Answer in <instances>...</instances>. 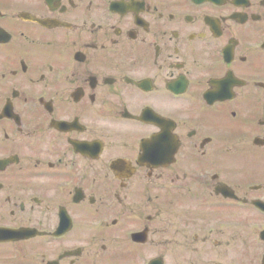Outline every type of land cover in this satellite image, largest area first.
<instances>
[{
    "label": "flooded vegetation",
    "instance_id": "obj_1",
    "mask_svg": "<svg viewBox=\"0 0 264 264\" xmlns=\"http://www.w3.org/2000/svg\"><path fill=\"white\" fill-rule=\"evenodd\" d=\"M0 264H264V0H0Z\"/></svg>",
    "mask_w": 264,
    "mask_h": 264
}]
</instances>
